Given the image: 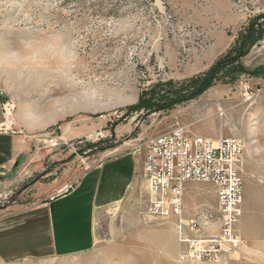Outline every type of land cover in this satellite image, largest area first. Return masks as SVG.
Segmentation results:
<instances>
[{
  "label": "rangeland",
  "instance_id": "374dc122",
  "mask_svg": "<svg viewBox=\"0 0 264 264\" xmlns=\"http://www.w3.org/2000/svg\"><path fill=\"white\" fill-rule=\"evenodd\" d=\"M213 8L240 17L238 23L218 29L227 37L219 58L238 44V35L251 19L264 14V0H0V90L13 104L16 129L43 138L48 133L61 135L76 147V152L66 147L43 149L45 161L34 179L52 173L49 178H57L61 185L51 196L65 184L76 185L111 155L130 152L142 162V150L134 149L176 123L190 135L213 140L241 137L243 203L234 228L242 246L236 256L218 254L215 264H264V73L250 75L257 67L264 68V34L240 59L246 73L235 82H215L197 99L169 110L127 112L157 83L171 81L176 89L208 70L206 64L191 74L177 68L179 34L174 23L189 22L208 32L195 19L202 21ZM178 9L187 19L176 14ZM258 22L264 25L263 19ZM216 43L218 49L224 39L217 37ZM136 181L138 202L98 217L91 250L0 264H214L178 260L185 245L171 222L145 214L148 193L140 171ZM14 198V192L0 191V206ZM184 202L189 211L197 206L209 210L212 233H220L211 186L189 183ZM205 229H210V222Z\"/></svg>",
  "mask_w": 264,
  "mask_h": 264
},
{
  "label": "crops",
  "instance_id": "0c3cea01",
  "mask_svg": "<svg viewBox=\"0 0 264 264\" xmlns=\"http://www.w3.org/2000/svg\"><path fill=\"white\" fill-rule=\"evenodd\" d=\"M171 3L179 6L174 1ZM178 10L176 14L187 19ZM239 19L233 13H222L215 8L202 21L195 19L208 29L214 42L202 61L194 59L183 67L184 74L200 72L204 64L209 68L227 42V37L218 29L238 23ZM217 37L223 38L224 44L215 49ZM1 102L0 98V123ZM14 130L0 133V191L16 195L7 205L0 206V262L21 261L48 253L64 256L89 251L95 245L94 224L98 217L124 211L138 202L136 179L142 162L130 152L102 160L76 181L73 191L50 200L51 192L61 182L55 177L49 178L52 173L34 179L45 161L43 149L46 147L40 143L43 137L26 134L23 129H16V125ZM30 190L34 192L29 195ZM27 198L31 202L24 203Z\"/></svg>",
  "mask_w": 264,
  "mask_h": 264
},
{
  "label": "built area",
  "instance_id": "2783aa9c",
  "mask_svg": "<svg viewBox=\"0 0 264 264\" xmlns=\"http://www.w3.org/2000/svg\"><path fill=\"white\" fill-rule=\"evenodd\" d=\"M174 29L179 34L176 41V66L178 69L204 55L212 40L208 32L192 23L175 20ZM1 116L0 133H12L15 130L12 119V106L0 91ZM223 112H219L222 116ZM43 147L51 149L69 148L76 152L73 142L61 135L47 134L41 140ZM80 143V142H78ZM141 177L145 181L148 193L145 214L153 219L169 221L185 245L179 255L181 263L208 261L215 264L216 252L228 247L229 253L238 254L242 240L234 228L242 214L243 186L240 176L241 156L245 150L241 137H223L210 139L201 135H190L186 128L176 123L172 130L147 138L142 148ZM87 169H90L88 167ZM189 183H203L214 189L217 205L222 213L220 233L210 229L197 228L193 224V212L186 209L184 197ZM74 183L65 184L50 200L70 193ZM9 202H7L8 204Z\"/></svg>",
  "mask_w": 264,
  "mask_h": 264
},
{
  "label": "trees",
  "instance_id": "16d2710c",
  "mask_svg": "<svg viewBox=\"0 0 264 264\" xmlns=\"http://www.w3.org/2000/svg\"><path fill=\"white\" fill-rule=\"evenodd\" d=\"M260 19L264 20V14H259L251 19L247 24L246 31L238 35L237 40L240 39L238 44L217 58L207 71L189 78L176 89H173L171 81L164 84L157 83L151 87L149 93L142 92L137 102L127 108V112L145 110L147 113H152L169 110L175 105L197 99L215 82L223 84L235 82L240 75L246 73V68L241 65L240 59L247 54L251 46L262 39L264 34V25L258 22ZM263 73L264 68L257 67L250 72V75L258 77ZM112 147L114 146L106 148Z\"/></svg>",
  "mask_w": 264,
  "mask_h": 264
},
{
  "label": "bare ground",
  "instance_id": "6f19581e",
  "mask_svg": "<svg viewBox=\"0 0 264 264\" xmlns=\"http://www.w3.org/2000/svg\"><path fill=\"white\" fill-rule=\"evenodd\" d=\"M12 111H13V108H12ZM12 119L14 121V124H16L13 116H12ZM242 144L245 145V142L243 141V139H242ZM217 214H218L217 221H218L219 227H220V224L222 222V213L219 209L217 211ZM210 217H211V213L209 210L198 208L193 213V224H196L197 228L205 229V227L209 226L210 220L208 218H210ZM221 253L228 254L229 253L228 247L219 248L216 252L215 257H217L218 254L220 255Z\"/></svg>",
  "mask_w": 264,
  "mask_h": 264
}]
</instances>
